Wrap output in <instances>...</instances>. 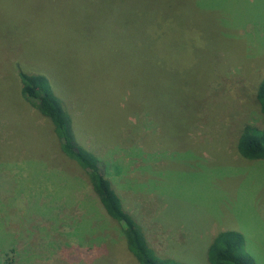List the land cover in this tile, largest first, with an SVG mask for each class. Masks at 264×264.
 I'll list each match as a JSON object with an SVG mask.
<instances>
[{"label": "rangeland", "instance_id": "1", "mask_svg": "<svg viewBox=\"0 0 264 264\" xmlns=\"http://www.w3.org/2000/svg\"><path fill=\"white\" fill-rule=\"evenodd\" d=\"M127 13L140 22L131 48L160 27L168 47L192 53L184 78L203 79L195 122L168 146L174 112L152 116L134 96L144 70L119 37ZM8 58L50 78L77 143L108 165L158 254L208 264L213 237L237 230L264 264V159L233 145L240 123L264 125L246 91L264 77V0H0V264H137L50 121L16 98Z\"/></svg>", "mask_w": 264, "mask_h": 264}, {"label": "trees", "instance_id": "2", "mask_svg": "<svg viewBox=\"0 0 264 264\" xmlns=\"http://www.w3.org/2000/svg\"><path fill=\"white\" fill-rule=\"evenodd\" d=\"M120 24L123 29L129 30L128 33L124 30L119 34L120 40L126 38V44L131 48L130 33L136 30L134 27L139 26L140 22L136 19L135 13H127L124 16V22ZM130 27L134 29L131 30ZM143 29L144 31L137 35V44L129 50L134 61L140 57L139 64L144 70L141 71L142 75L138 84L133 82L132 88L135 99L143 95L140 100L143 103L140 106L150 115L155 116L157 111L165 108L174 112L172 129L166 131L164 134L166 136L163 137L165 145L168 146L169 140L186 137L184 132L195 122L202 98L198 86L200 87L203 83V79L196 77V83L193 76L189 75L187 78L183 76V68L189 62L187 58L192 54L191 51L176 48L174 50L168 47L165 41L168 34L163 33L160 27L155 29L144 27ZM120 40L117 38L115 40L119 46H121ZM8 59L7 62L5 61L7 70L5 72L3 70L4 78H11L18 85L16 98L23 101L25 99L50 121L62 155L75 162L76 167L87 177L91 192L106 216L120 224L126 248L137 264H189L162 256L149 246L141 225L134 215L124 208L120 196L110 180L104 176L102 169L108 168V165L105 166L98 156L77 143L71 117L64 108L62 99L57 95L50 78L24 67V60L18 63L14 58ZM163 64L168 66L165 69L158 68ZM149 68L154 71V86H151L149 82ZM167 71L172 72L173 80L167 79L169 77ZM246 91L264 120V77L256 81L253 91ZM154 92L161 94L160 100L152 99L151 94ZM233 145L243 158L264 159V125L251 122L240 123L236 129ZM244 244L245 238L241 232L219 231L207 248L208 264H256L254 259L245 252Z\"/></svg>", "mask_w": 264, "mask_h": 264}]
</instances>
